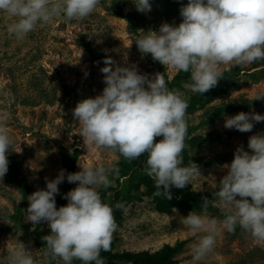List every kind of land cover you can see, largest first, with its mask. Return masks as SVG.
I'll use <instances>...</instances> for the list:
<instances>
[{"label": "clouds", "instance_id": "clouds-1", "mask_svg": "<svg viewBox=\"0 0 264 264\" xmlns=\"http://www.w3.org/2000/svg\"><path fill=\"white\" fill-rule=\"evenodd\" d=\"M99 0H0V11L13 17L7 31L22 39L37 24L57 16L66 21L84 19ZM136 11L151 10L150 0H131ZM181 22H163L135 38L138 50L150 54L163 66L188 72L190 82L183 87L203 94L217 85L222 65L240 66L264 61V0H187L179 8ZM100 71L104 87L100 94L79 100L72 115L80 126L86 150L96 148L118 152L128 161L144 155L143 171L153 179L157 196L170 200V188H184L201 174L192 161L184 163L188 103L178 89H169L162 73L149 75L137 67L117 66L105 60ZM264 96L257 97L259 99ZM264 114L238 112L224 117V128L250 132ZM155 137H161L154 142ZM12 138L0 124V178L8 171ZM246 151L236 147L233 159L223 165L226 174L213 182L223 218L207 214L209 199L203 197V213L190 211L180 222L193 234H201L192 245L194 259L209 253L220 228L229 232L239 226L256 241H264V132L248 138ZM80 171L59 170L54 179L45 178V188L27 196L25 221L47 222L50 234L42 237L45 258L63 264H105L101 251H109L117 228L113 209L102 201L98 189L111 186V176L119 175L115 164L80 166ZM76 183L57 208L55 195L64 180ZM78 182V183H77ZM162 186V188H161ZM120 205H117L119 207ZM25 245L13 250L8 264H36Z\"/></svg>", "mask_w": 264, "mask_h": 264}, {"label": "rangeland", "instance_id": "rangeland-1", "mask_svg": "<svg viewBox=\"0 0 264 264\" xmlns=\"http://www.w3.org/2000/svg\"><path fill=\"white\" fill-rule=\"evenodd\" d=\"M150 2L151 10L140 13L131 0H99L93 12L84 19L66 21L62 15L57 16L49 23L37 24L22 39L7 31V25L14 18L0 11V124L7 127L12 138L8 157L16 163L17 176L28 187V195L38 188H45V178L54 179L62 169L59 146L79 151L75 172L81 170L80 166H107L117 162L118 156L109 149L86 150L79 135L80 126L72 115L79 100L101 93L105 85L100 69L106 66V59L117 66L134 64L138 72L149 78L159 72L170 81L177 74V69L153 62L150 54H142L134 39L143 35V31L158 30L163 22L178 25L181 22L179 8L187 0ZM119 6L124 15L133 13L142 19L133 20L130 25L116 17L115 10ZM81 41L90 45L93 55L84 50ZM230 71L236 79L230 89L185 116L187 126L193 129L191 137H206L190 151L191 156L207 161V164H197L201 174L185 186L190 191H215L213 182L218 184L226 174L222 166L231 162L236 147L243 145L250 151L248 138L264 132V121L254 122L250 132L223 126L225 116L238 112L264 114V97L256 99L264 96V61L240 66L222 65L220 77ZM181 92L186 100L194 94L186 88ZM228 108L232 110L220 111ZM215 114L218 115L216 119L210 118ZM155 139L158 141L161 137ZM143 160L142 154V167ZM7 176L6 172L0 178L1 215L14 214L23 202L20 192L8 182ZM75 186L73 183L70 189ZM58 189L59 193L55 195L57 208L60 207L63 182ZM102 190L98 189L99 194ZM144 191L142 187L136 191H122L134 198L114 205L117 228L112 234L110 250L101 252L111 255L148 252L163 257L166 246L173 248L181 243L179 251L171 257L174 264H264V241L254 240L239 226L232 232L220 228L212 250L204 257L194 259L192 245L201 234L188 231L180 218L190 211L200 214L204 210L174 208L168 213L161 212L157 202ZM109 195L110 191L106 192V197ZM27 207L28 200L22 207L20 222L33 230L35 225L25 221ZM207 214L220 219L211 210H207ZM0 225L12 228L14 224L0 218ZM38 230L44 235L50 234L47 222L42 221ZM20 243L26 250L34 252L36 264L48 263L38 238L21 230L0 229V264H8L9 254ZM55 264H63V261L55 259ZM73 264L81 262L74 260Z\"/></svg>", "mask_w": 264, "mask_h": 264}, {"label": "trees", "instance_id": "trees-1", "mask_svg": "<svg viewBox=\"0 0 264 264\" xmlns=\"http://www.w3.org/2000/svg\"><path fill=\"white\" fill-rule=\"evenodd\" d=\"M115 15L118 18L126 20L130 25H133V20H141L142 18L136 14L129 13L124 15L122 13L121 7H117L115 10ZM81 46L84 50L93 55V50L90 48V45L84 41H81ZM156 63V61H153ZM235 75L233 72H227L222 77H220V81L217 85L207 92L200 94L194 93L190 96L186 101L188 103V107L186 109V114H191L195 111L198 107L203 106L206 103L213 101L217 95L223 94L227 92L230 87L236 82ZM167 87L169 89H178L182 91L185 89L183 87L184 83L190 82V74L188 72L178 70L177 74L173 77L172 80L168 81L165 79ZM223 110H232V109H220ZM219 111V110H218ZM217 111V113H219ZM218 115H211L210 118L214 119ZM216 119V118H215ZM193 129L187 126V136L185 139V148L181 155L183 156L184 163L187 164L189 161L194 162L195 164H207V161L203 158H196L191 156L190 151L203 142L205 138L201 136H192ZM157 138V137H155ZM154 138V142L155 139ZM59 156L61 160L62 169L65 171V176L68 173L75 172L76 162L79 157V151L74 149L73 151H69L63 146H59ZM118 156V160L115 165L119 168V175L111 176L110 179L112 180L111 186L107 189L100 191V196L103 202L108 203L112 206L113 213L115 211L114 205L117 203H123L124 201H128L130 198H134L132 195L128 193H123L122 191L127 189L130 192L131 189L139 190L141 187L144 188V193L147 196H151V198L157 202L158 210L161 212H170L174 208H181L184 210H195L200 212L203 210V197H207L209 199V205L207 210H211L214 214L218 215L220 219L223 218V213L221 210L214 208L212 206V202L216 199L214 192L212 193H202V192H195L188 190L187 187L182 189H178L175 187L170 188L172 193V198L170 200L163 197V195L157 196L154 193L156 192L155 184L152 178L146 175L143 171L142 166H140V158L134 161H128L124 157H122L118 152H115ZM9 164H8V171H7V179L8 182L11 183L21 194L22 197V204L17 208L16 212L11 215H1V219L11 220L13 222L12 228H6L0 225V229L6 230H21L28 235H32L35 238L40 240L42 246H45V242L42 240V237L45 236L41 233L38 229L40 223L35 225L33 230L30 229L28 224H23L20 222L21 219V210L27 200L28 195V187L24 184L22 178H18L16 163L10 157H7ZM64 189L60 198L59 206H63L67 203L62 196L67 193L70 188L72 187L73 183L67 182L65 179L63 181ZM162 188V186H161ZM110 191V195L106 197V192ZM181 243L177 244L175 247H165L161 257V255L155 254L152 255L148 252H141L137 254H121V255H111L110 253H103L101 252L100 255L104 258L105 264H115V262H121L122 264H174L171 260V257L174 253L179 251ZM45 250V248H44ZM47 264H55V260L48 257Z\"/></svg>", "mask_w": 264, "mask_h": 264}]
</instances>
